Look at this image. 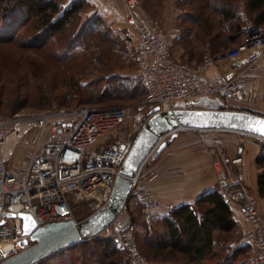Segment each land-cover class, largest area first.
<instances>
[{"label": "built area", "instance_id": "2783aa9c", "mask_svg": "<svg viewBox=\"0 0 264 264\" xmlns=\"http://www.w3.org/2000/svg\"><path fill=\"white\" fill-rule=\"evenodd\" d=\"M126 3L129 10L127 24L138 38L140 59L135 74L145 88L143 104L156 107L138 122V132L153 113L171 111L175 102L207 97L228 101L242 96L243 77L251 74L253 66L264 55V31L246 34L242 42L225 55L214 57L207 44L201 63L193 65L175 56L171 42L157 20L145 23L136 18L137 0H126ZM224 60L237 62V65L212 79L200 75L202 70ZM127 117L125 107L79 106L21 119L17 115L0 118V262L33 244L29 235L23 233L21 220L7 217L6 213H27L38 226H43L78 222L81 219L78 220L75 212L79 206H87L85 218L108 205L133 140L117 141L113 147L102 146L96 151L93 148ZM23 121L31 122L38 131L37 142L22 166L8 168L3 149L9 134ZM182 130L201 129L178 128L160 135L132 178L131 191L148 222L161 217L162 206L149 190L140 186V173L157 146L168 140L173 132ZM230 162L238 165L242 158L237 156ZM213 167L216 174L214 191L227 204L237 203L242 220L249 224V229L236 240L227 242L226 251L232 253L246 247L249 252L247 264H264V211L259 209L256 195L244 188L241 170L226 174L217 162H213ZM173 209L171 204L166 207L168 213ZM137 229L121 212L104 230L133 264H153L139 251Z\"/></svg>", "mask_w": 264, "mask_h": 264}, {"label": "rangeland", "instance_id": "374dc122", "mask_svg": "<svg viewBox=\"0 0 264 264\" xmlns=\"http://www.w3.org/2000/svg\"><path fill=\"white\" fill-rule=\"evenodd\" d=\"M73 1L62 0V7L67 8ZM195 1L183 0L181 6L187 4L193 6ZM137 2L138 7H141L145 13L152 11L156 6V0H137ZM86 3L81 13L68 23L60 34L46 35L45 39L28 24L21 27L11 40L5 39L0 42V118L17 115V118L21 119L79 106L125 107L128 110V117L118 129L119 133H127V135L124 139L111 138L108 143L114 140L132 141L138 132V122L156 108L143 104L145 88L135 74L139 60L138 50L130 31L120 26L114 27L96 12L92 13L93 5L89 0H86ZM177 4L180 5L179 2ZM197 9L200 13H204L211 25H214L206 27L211 34L210 38L213 36L218 37L217 40L222 38L223 0H199ZM2 31L1 26L0 34ZM2 36L9 37L8 33H3ZM214 41L213 49L212 44L204 42L203 50L200 51L201 60L207 44L214 57L223 55V42ZM174 54L190 62L185 56ZM27 132L23 142L26 141L24 144L29 146V150L22 155L27 157L23 159L20 158L21 154L16 156L12 153L8 162L14 164V167L22 166L36 145L38 136L36 128L28 129ZM253 138L258 145L264 146L263 139ZM86 207L79 206L76 215L84 216ZM126 215L123 212L127 220ZM154 225L153 228L156 230L157 224ZM137 228L136 240L139 251L148 262L158 264L143 253V249H150L144 244L153 241V234L150 239H146L145 228L142 231L138 225ZM240 235L235 233L219 235L215 247L223 258L230 254L226 251L227 242L236 240ZM99 236H108L107 231H102ZM83 249L87 255L92 252L90 247L84 246ZM78 253L74 251L71 256L77 257ZM122 257L126 258L125 255ZM246 257L248 258L247 251L246 254L242 252L238 259L246 261ZM78 263L79 260L73 262V264Z\"/></svg>", "mask_w": 264, "mask_h": 264}, {"label": "crops", "instance_id": "0c3cea01", "mask_svg": "<svg viewBox=\"0 0 264 264\" xmlns=\"http://www.w3.org/2000/svg\"><path fill=\"white\" fill-rule=\"evenodd\" d=\"M89 1L93 5L92 13L96 12L97 15L111 22L114 27L120 26L130 31L137 48V35L127 24L129 10L126 0ZM196 1L193 6L188 4L181 6L184 3L183 0H156V6L152 11L145 13L141 7L137 6L134 14L137 19L145 23L157 20L165 37L171 42L174 53L185 56L193 65L199 64L201 60L200 51L203 50L204 42L212 44V49L215 46L214 40L223 42V55H225L235 49L246 34L255 30L264 31V18L257 19L258 14L262 12L261 9L251 7L249 0H223V27H221L223 37L218 40L216 36L210 38L211 34L206 27L214 25H211L204 13H200L197 9L199 0ZM137 56L140 59L138 51ZM236 65L237 62L224 60L221 64L202 70L200 75L212 79L229 72ZM220 108L264 116V55L253 66L251 74L243 77L242 96L223 101ZM120 126L102 138L93 149L96 151L98 147L115 146L116 140L108 143L111 138L124 139L127 133H119ZM32 128L34 125L31 122H21L9 134L3 149L8 168L14 167V164L11 165L8 162L12 153L16 156L21 154L20 158L27 157L22 156L29 150V146L24 144L26 141L23 142V140L27 136L28 129ZM136 136L137 134L134 137ZM262 149L263 146L258 145L253 136L241 132L208 129L178 132L176 138L169 142L157 158L147 164L140 173V186L149 190L162 206L161 217L146 223L158 226L159 222L169 215L166 210L169 204L173 208L185 204L192 205L200 197L213 192L216 185L213 162H217L226 174L243 171L244 185L256 195L258 207L264 211V199L258 195L257 191L259 170L255 165V158ZM236 156H241L242 162L238 165L231 164L230 160ZM229 206L238 226V234H242L249 229V224L242 220L241 208L237 203L229 204ZM124 210L127 220L142 228L146 220L132 191ZM82 218L83 216H78V220ZM219 235V232L214 234L216 245Z\"/></svg>", "mask_w": 264, "mask_h": 264}, {"label": "trees", "instance_id": "16d2710c", "mask_svg": "<svg viewBox=\"0 0 264 264\" xmlns=\"http://www.w3.org/2000/svg\"><path fill=\"white\" fill-rule=\"evenodd\" d=\"M61 1L0 0V28L2 26L3 30L0 42L11 40L21 27L28 24L39 32L40 37L62 33L87 3L86 0H74L70 6L63 8ZM249 4L262 10L257 19H263L264 0H249ZM3 33H8L9 37L2 36ZM255 165L259 170L258 195L264 199V146L255 158ZM146 222L144 221L141 231L145 228L146 239H150L153 234V241L144 244L150 249L142 247L143 253L158 264H247V257L246 261L238 259L242 252H248L246 247L237 249L224 258L215 247V232L222 235L238 234V226L229 204L215 191L200 197L192 205L185 204L174 208L159 222L156 230L152 224L148 225ZM99 235L61 249L35 264H73L77 260L78 264H133L127 253L119 250L112 237ZM84 246L92 248V252L85 254V250H82ZM74 251L79 252L77 257L71 256ZM87 259L91 262H87Z\"/></svg>", "mask_w": 264, "mask_h": 264}, {"label": "water", "instance_id": "95a60500", "mask_svg": "<svg viewBox=\"0 0 264 264\" xmlns=\"http://www.w3.org/2000/svg\"><path fill=\"white\" fill-rule=\"evenodd\" d=\"M182 103V102H181ZM173 104L171 111L153 113L146 125L134 138L125 157L120 176L116 179L110 201L106 207L78 222H58L38 226L27 213H6L7 217H18L24 234L29 235L33 244L17 254L4 259L0 264H35L43 258L74 244L100 234L126 207L132 187V178L137 175L140 165L149 154L158 137L178 128L216 129L236 131L264 140L259 131L264 116L243 111L221 109L223 101L207 97ZM184 104V105H183ZM186 106V107H184ZM176 132L161 142L146 165L155 160L175 139Z\"/></svg>", "mask_w": 264, "mask_h": 264}, {"label": "snow or ice", "instance_id": "6c2138e0", "mask_svg": "<svg viewBox=\"0 0 264 264\" xmlns=\"http://www.w3.org/2000/svg\"><path fill=\"white\" fill-rule=\"evenodd\" d=\"M261 124V128L259 129V131H261L262 134H264V121L260 122Z\"/></svg>", "mask_w": 264, "mask_h": 264}, {"label": "bare ground", "instance_id": "6f19581e", "mask_svg": "<svg viewBox=\"0 0 264 264\" xmlns=\"http://www.w3.org/2000/svg\"><path fill=\"white\" fill-rule=\"evenodd\" d=\"M130 195V194H129Z\"/></svg>", "mask_w": 264, "mask_h": 264}]
</instances>
